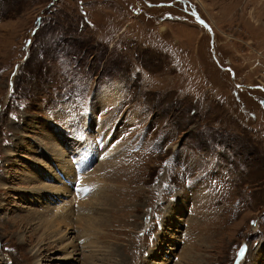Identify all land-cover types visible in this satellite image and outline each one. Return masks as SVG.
<instances>
[{"label":"rangeland","instance_id":"obj_1","mask_svg":"<svg viewBox=\"0 0 264 264\" xmlns=\"http://www.w3.org/2000/svg\"><path fill=\"white\" fill-rule=\"evenodd\" d=\"M258 84L264 0H0V264H264ZM86 145L111 188L60 226L93 252L39 254L20 190Z\"/></svg>","mask_w":264,"mask_h":264},{"label":"bare ground","instance_id":"obj_2","mask_svg":"<svg viewBox=\"0 0 264 264\" xmlns=\"http://www.w3.org/2000/svg\"><path fill=\"white\" fill-rule=\"evenodd\" d=\"M67 149L65 151V148H63L64 152H61L60 154L53 153L57 161V166L55 168L56 174L49 173L48 171H45V174H42L44 180H46L45 178H48L50 179L51 183H43V185L37 186L36 188L31 186L20 191H22L24 195L31 194V196L34 198L36 197L37 200H40L43 196L47 197L49 203L46 205V207L53 211L49 219H47L45 216L46 213L49 212L48 210H44L46 213L34 212L30 216V218L36 219L39 222L40 228L33 229L34 231H40L41 229L45 230L40 238H38L39 241L35 245L37 247L36 252L42 254L44 250L48 248L45 246L43 247L42 242H46L48 239L50 240V238H52L54 239L51 242L53 245L60 244L62 246L61 250H65L66 259L77 261L76 255L88 256L93 252L91 246H89V244L86 245V243H88L86 241L87 229L83 224H81L78 228L75 227V229H68L67 226L61 227L60 225L68 224L69 211L75 206L78 209H73L74 215H78L80 208H84L86 211V216L94 215L96 212L95 206L98 199H105V197H107L106 193H108V190L111 187L106 184V189L104 192L105 185L103 184V180L105 179V176L103 173L97 174L95 172L96 167H93V169L89 170L83 175V173L91 167V163L95 158V152L92 150L90 145L82 146L81 149H75L73 151L71 150L70 153H67L69 152V149ZM113 149L114 148L112 144L109 142L106 143V140H102L100 152L102 153V155H100L102 156L101 159L103 160L105 156L106 158L112 157L114 154ZM53 151L55 150L53 149ZM39 169H43V167H40ZM61 175H63V177ZM31 178L32 179H30V181H28V179L27 181L33 182V176ZM91 189L92 191L90 192ZM43 216H45V218ZM105 217L109 219L111 218V215L108 214L105 215ZM75 220L76 219L73 218V222ZM88 231L89 235L93 236V233L90 230ZM77 235L78 237L76 238ZM80 240H83V244L79 243ZM47 244L48 246L50 245L49 243Z\"/></svg>","mask_w":264,"mask_h":264},{"label":"flooded vegetation","instance_id":"obj_3","mask_svg":"<svg viewBox=\"0 0 264 264\" xmlns=\"http://www.w3.org/2000/svg\"><path fill=\"white\" fill-rule=\"evenodd\" d=\"M204 28L206 30V27H204ZM243 86L249 87L250 89L261 90L264 93V89H262V88H264L263 85L258 84V85H243ZM243 86L239 85V87H243ZM248 92H250V91H248ZM261 98H263V97H261ZM255 100H257V99L255 98ZM257 101L259 103L260 108L264 110V98L262 100H257Z\"/></svg>","mask_w":264,"mask_h":264},{"label":"water","instance_id":"obj_4","mask_svg":"<svg viewBox=\"0 0 264 264\" xmlns=\"http://www.w3.org/2000/svg\"><path fill=\"white\" fill-rule=\"evenodd\" d=\"M200 22L208 29L210 30L209 28V24L206 23V21H204L203 19L199 18ZM211 31V30H210ZM243 248H246V244L243 245Z\"/></svg>","mask_w":264,"mask_h":264}]
</instances>
